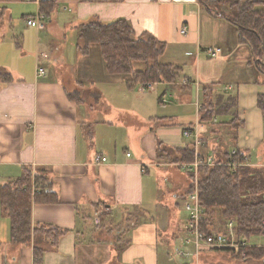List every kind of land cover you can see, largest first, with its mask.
Here are the masks:
<instances>
[{"label": "crops", "instance_id": "crops-1", "mask_svg": "<svg viewBox=\"0 0 264 264\" xmlns=\"http://www.w3.org/2000/svg\"><path fill=\"white\" fill-rule=\"evenodd\" d=\"M38 12L40 0L0 1V64L12 75L0 82V187L25 165L51 167L59 201L34 203L33 223L68 231L55 248L41 234L13 242L0 204V264H199L202 249L203 264H263L235 257L236 249L196 252L186 242L193 177L175 150L189 146L219 159L239 147L251 165L264 166L257 105L264 74L235 24L198 0H57L45 29L27 25ZM119 17L136 36L147 31L165 42L160 61L182 67L177 80L131 87L129 74L107 70L99 43L78 51L81 24ZM210 47L221 50L212 56ZM231 96L233 107L201 119L202 104ZM196 128L195 148L194 135L183 132ZM98 204L107 208L99 224ZM226 222L215 231L229 236ZM256 240L245 241L264 245ZM35 245L46 248L41 262Z\"/></svg>", "mask_w": 264, "mask_h": 264}, {"label": "trees", "instance_id": "trees-1", "mask_svg": "<svg viewBox=\"0 0 264 264\" xmlns=\"http://www.w3.org/2000/svg\"><path fill=\"white\" fill-rule=\"evenodd\" d=\"M198 1L211 14L225 17L235 24L238 41L250 46L253 62L264 74V0ZM56 2L57 0H40V12L49 15ZM95 42L101 46L107 70L110 73L129 74L127 81L131 87L146 82L175 81L181 75V66L160 61L165 42L147 31L136 36L133 26L124 17L106 23L94 19L81 24L78 28V51L88 53L90 44ZM137 64L141 66L138 67ZM11 79V73L0 64V82ZM234 104L233 96L224 102L216 97L202 104L201 119H212L222 113V108H231ZM257 105L262 110L264 119L263 91L258 94ZM158 144L159 147L162 146L160 141ZM175 150L181 155V161H192L195 157L194 149L189 146ZM245 156L247 154L244 150L237 147L235 154L225 151L218 164L199 167V200L204 208L202 227L207 236L224 230L223 227L218 228V222L225 225L229 220L235 221L234 232L238 240L249 239L256 233L264 234V166L243 163ZM229 161L241 163L233 167ZM190 174L193 177V172ZM189 190H193L192 182ZM58 201L52 168L25 165L20 175L0 187L2 212L10 219V240L30 243L41 234L50 246L57 247L60 237L68 229L52 224L33 223L32 207L34 203ZM216 229L220 231H215ZM221 248L234 251L230 247ZM45 251V247L34 246L37 262L42 261ZM235 257L264 260V245L240 246Z\"/></svg>", "mask_w": 264, "mask_h": 264}, {"label": "built area", "instance_id": "built-area-1", "mask_svg": "<svg viewBox=\"0 0 264 264\" xmlns=\"http://www.w3.org/2000/svg\"><path fill=\"white\" fill-rule=\"evenodd\" d=\"M26 22L28 25L34 26L37 29H44L47 25V18L46 15L38 12L36 15H29L26 17ZM181 32H186V27L181 29ZM221 47L217 48H209L208 51L212 56H216ZM40 73H43L44 68L39 66ZM147 86H151V83H146ZM202 128L201 126H199ZM184 135L190 136L194 135V146L197 147L199 134L197 128L194 130L185 129ZM197 150V149H196ZM195 150V157L192 161L188 162H180V166L183 167L185 170L193 172V190H191L188 194L187 202H186V209H187V227H188V234L186 236V242H191L194 244L196 252H199L200 249L207 247H230L234 248L239 252V247L247 245L244 239L238 240L236 234L234 232V220H229L228 227H229V236L220 232H214L212 236H207L205 230L202 227V219L204 218V208L200 204L199 200V167L201 165H215L219 163V159L215 158L213 154H208L202 156L201 153H198ZM231 154L236 153V149L230 151ZM128 154H130L128 152ZM97 159L106 160V156H98ZM233 167H236L241 162L237 161H229L228 162ZM243 163L252 164L249 162L248 157L245 156L243 158ZM143 171L146 170V166L142 167ZM107 213V208L103 204H98L95 210L94 220L97 224H99L102 220L103 215Z\"/></svg>", "mask_w": 264, "mask_h": 264}, {"label": "rangeland", "instance_id": "rangeland-1", "mask_svg": "<svg viewBox=\"0 0 264 264\" xmlns=\"http://www.w3.org/2000/svg\"><path fill=\"white\" fill-rule=\"evenodd\" d=\"M8 14H9V11H7V17H5V19L7 18L8 19ZM28 25V24H27ZM28 26H30V27H32V28H35V27H33V26H31V25H28ZM36 29V28H35ZM45 29V28H44ZM136 66H138V67H140L141 65L140 64H137ZM220 117L222 118V117H224L223 115L221 116L220 115ZM257 165H261V166H263V164H257ZM180 172H182V171H180ZM184 173V172H183ZM182 173V174H183ZM183 176L185 177V179L186 180H188L189 179V177L184 173L183 174ZM198 179H199V175H198ZM186 210V209H185ZM186 213H188V212H186ZM219 223V222H218ZM221 224H223V223H221ZM224 225V224H223ZM258 236H262L263 238H264V234H259V233H256V234H252L251 235V237H250V243H254V242H256L257 240V237ZM203 252H204V250L202 249L201 251H200V257H199V264H203V262H204V255H203ZM192 264H196V262H193Z\"/></svg>", "mask_w": 264, "mask_h": 264}]
</instances>
